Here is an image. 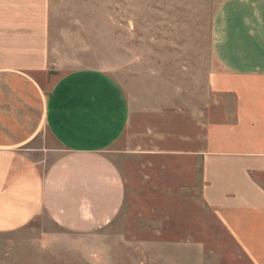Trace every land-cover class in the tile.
Here are the masks:
<instances>
[{"label":"crops","instance_id":"1","mask_svg":"<svg viewBox=\"0 0 264 264\" xmlns=\"http://www.w3.org/2000/svg\"><path fill=\"white\" fill-rule=\"evenodd\" d=\"M50 34V0H0V231L46 214L65 230L92 233L126 203L109 150L129 128V97L106 70L56 76ZM211 41L220 115L206 122L196 150L185 135L183 148L155 155L198 160L204 203L264 264V0L224 1ZM47 133L58 147L41 165L27 150Z\"/></svg>","mask_w":264,"mask_h":264},{"label":"rangeland","instance_id":"2","mask_svg":"<svg viewBox=\"0 0 264 264\" xmlns=\"http://www.w3.org/2000/svg\"><path fill=\"white\" fill-rule=\"evenodd\" d=\"M224 1L50 0L54 74L106 70L129 97V128L109 150L126 203L92 233L65 230L46 214L0 231V264H255L204 203L200 162L155 155L183 148L185 135L196 150L206 122L220 115L209 78L220 69L211 27ZM57 147L47 133L27 153L42 165Z\"/></svg>","mask_w":264,"mask_h":264}]
</instances>
